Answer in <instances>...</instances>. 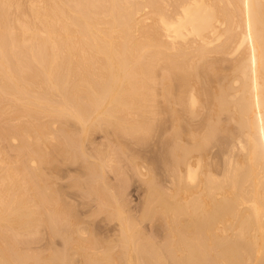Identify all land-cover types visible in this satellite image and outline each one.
I'll return each mask as SVG.
<instances>
[{"label": "bare ground", "instance_id": "bare-ground-1", "mask_svg": "<svg viewBox=\"0 0 264 264\" xmlns=\"http://www.w3.org/2000/svg\"><path fill=\"white\" fill-rule=\"evenodd\" d=\"M0 264H264V0H0Z\"/></svg>", "mask_w": 264, "mask_h": 264}, {"label": "rangeland", "instance_id": "rangeland-1", "mask_svg": "<svg viewBox=\"0 0 264 264\" xmlns=\"http://www.w3.org/2000/svg\"><path fill=\"white\" fill-rule=\"evenodd\" d=\"M98 134H100V135H98ZM102 134H104L103 132H100L99 130H97V132H95L94 133V135H93V137H92V143L91 144H88L87 145V147H88V149H89V151L91 150V149H93V147H96V146H98L100 143H103V140H104V143L105 142H107V140H106V138H103V137H101V136H103ZM99 138H101V139H99ZM94 139V140H93ZM10 143H13V141H11ZM5 148H7V151L9 152V149H8V147H5ZM217 149H218V146L217 147H214L213 148V153H214V151L216 152L217 151ZM30 158V157H29ZM88 159V161L91 163H89V162H86V163H88L87 165H93V163L94 162H92V160H95V159H93V156H89V158H87ZM79 162V163H78ZM81 162L80 161H77V164L74 166L73 164H75V161L74 162H67V163H60V166L62 167V169L63 170H65V177L64 178H55V179H57L56 181H58L57 182V184H56V187L58 186V187H60V188H58V190H59V193H60V189L61 190H63L64 188H65V190H71L72 191V193H75V197L74 196H68V197H66V202H67V204L65 205V208L67 207H73V208H76V209H78V205L80 206V203H81V201L82 200H84L85 198H87L86 196L88 195V190H87V188H85L87 191H85V189H84V191H82V187H81V184H83L82 182H86L87 180H85V178H84V180H82L83 179V176L84 175H82V177H81V173H80V171H79V169H81L82 168V163L80 164ZM86 163H85V165H86ZM67 166V167H66ZM78 166V167H77ZM77 167V168H76ZM131 168V167H130ZM66 169H67V171H66ZM77 169V170H76ZM82 170L83 169H81V172H82ZM131 171H132V169H131ZM131 171H129V176H128V178L130 179V177H132L133 175H131ZM68 172V173H67ZM133 172V171H132ZM134 174V173H133ZM76 175V176H75ZM108 175L109 176H111V173L109 174L108 173ZM131 175V176H130ZM138 176V175H137ZM111 177H114V175L112 174V176ZM78 178V179H77ZM82 180V182H81V184H80V179ZM88 178V177H87ZM93 178V177H92ZM91 178V179H92ZM125 178V177H124ZM133 178L134 179H137L136 178V175L134 174V176H133ZM139 178V177H138ZM141 178V177H140ZM50 180H53V177H52V179L50 178ZM72 180V181H71ZM77 180H79V183L77 182ZM115 180L116 179H114V180H112V181H114L115 182ZM143 180V179H142ZM73 181H75V182H77V184L76 185H71V184H74L75 182H73ZM139 181H140V179H139ZM139 181L138 180H135V182L133 181V179H132V181H131V183L133 182V184H131L130 182L128 183V184H131L130 186L128 185V184H126V186L123 188V189H125L127 186V192L126 191H124V192H126V193H128L127 195L125 194V197H126V201L129 203V206H130V212L132 213V211H133V214H136V215H138L137 213H139L138 212V208H139V206H140V203L142 202V200H143V198H144V196H142L143 194H144V187H140L139 186ZM88 182V181H87ZM138 182V183H137ZM115 183H118L117 181L115 182ZM141 183H142V181H141ZM79 186V187H76V186ZM75 186V187H74ZM55 187V189L57 190V188ZM74 188V189H73ZM76 189H77V191H76ZM120 190L122 189V187H120L119 188ZM119 189H118V191H119ZM122 189V190H123ZM117 190V187H116V189H114V191L115 192H117L118 193V191H116ZM138 190V191H137ZM70 191V192H71ZM75 191V192H74ZM78 191H82L81 193L82 194H84L85 192L87 193V195L83 198L81 195L82 194H80ZM113 191V192H114ZM85 193V194H86ZM84 194V195H85ZM90 194V193H89ZM78 197H77V196ZM91 195V194H90ZM80 196V197H79ZM94 196V195H93ZM109 196H111L110 194H109ZM73 197V198H72ZM83 198L82 200L80 199V198ZM88 197H90V196H88ZM92 197V196H91ZM91 197H90V199H91ZM143 197V198H142ZM93 198H96L95 196L93 197ZM129 198H131V199H129ZM140 198H141V200H140ZM71 200V201H70ZM74 200V201H73ZM86 201V200H85ZM91 201V200H90ZM130 201V202H129ZM131 201H132V203H131ZM84 202V201H83ZM94 202V203H93ZM93 202H91L90 203V207H89V209L90 210H97L96 209V205H97V201L95 202L94 200H93ZM138 202H139V204H138ZM93 203V204H92ZM130 203H131V205L133 206H131L130 205ZM77 204V205H76ZM99 205V204H98ZM98 205H97V207H98ZM136 205V206H135ZM76 206V207H75ZM129 206H128V208H129ZM92 208V209H91ZM133 208V209H132ZM135 208H136V210H135ZM85 209V208H84ZM88 209V208H87ZM132 209V210H131ZM135 212V213H134ZM81 215V217L83 218V219H85V220H88L89 218L91 219V218H93V216L91 217L90 216V213H85V214H80ZM83 215V216H82ZM97 216H95V219H96V221L98 222V224L99 223H101L100 225H99V232H98V236H99V238L103 241L104 239L105 240H110V239H112V238H114V237H112L111 238V236H116V233H114V231H113V229H112V227L115 229V224L113 223V224H110V223H108V221H107V217H106V215L105 214H103V213H99V214H96ZM88 216H89V218H88ZM88 218V219H87ZM103 219H104V222H102L103 221ZM106 221V222H105ZM147 223V224H146ZM145 224H144V222H143V224H142V226L145 228V230L149 233V223L148 222H146ZM103 224V225H102ZM109 224V225H108ZM82 225H88V227H90L91 228V226H92V228H94L95 226H93V225H91V226H89L90 224H88V223H85V224H82ZM113 225V226H112ZM110 226V227H109ZM106 229H104V228ZM113 234H112V233ZM115 232H117V231H115ZM150 233H152V231L150 232ZM78 234V233H77ZM77 234H75V236L77 235ZM79 235V234H78ZM77 235V236H78ZM111 235V236H110ZM106 237V238H105ZM108 237V238H107ZM110 238V239H109ZM59 240V242H60V239H58L57 238V241ZM34 244V243H33ZM32 243H31V246H34ZM25 246H27V245H25ZM36 246V250H37V248L39 247H41L40 248V250H41V252L39 253V255H38V252L40 251V250H38V252L36 253V252H34V253H36V255H38V257H40V255L42 254L43 255V252L45 253L46 251H48V250H46V248L44 247H42V246H37V245H35ZM48 249V248H47ZM35 250V248L34 249H32L31 250V252H33ZM46 250V251H45ZM36 257V256H35Z\"/></svg>", "mask_w": 264, "mask_h": 264}]
</instances>
